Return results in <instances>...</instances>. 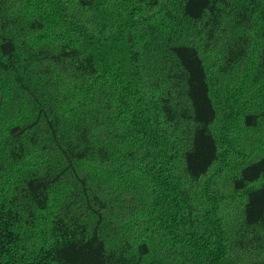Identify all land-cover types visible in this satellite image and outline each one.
Returning a JSON list of instances; mask_svg holds the SVG:
<instances>
[{
	"label": "trees",
	"instance_id": "trees-1",
	"mask_svg": "<svg viewBox=\"0 0 264 264\" xmlns=\"http://www.w3.org/2000/svg\"><path fill=\"white\" fill-rule=\"evenodd\" d=\"M0 264H264V0H0Z\"/></svg>",
	"mask_w": 264,
	"mask_h": 264
}]
</instances>
